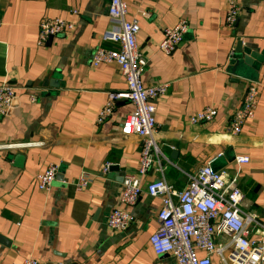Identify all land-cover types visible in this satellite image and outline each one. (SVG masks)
<instances>
[{
	"label": "crops",
	"instance_id": "obj_1",
	"mask_svg": "<svg viewBox=\"0 0 264 264\" xmlns=\"http://www.w3.org/2000/svg\"><path fill=\"white\" fill-rule=\"evenodd\" d=\"M127 18L139 25L138 48L147 59L144 85L168 84L154 101L155 139L161 171L152 166L145 182L163 173L182 189L208 160L236 178L242 207L264 206V0H240L234 29L224 25V0H125ZM108 0H0V82L14 86L13 105L0 117V264L32 257L38 264H176L171 254L156 255L149 245L157 229L160 199L145 190L132 206L119 201L122 178L137 170L141 138L121 133L133 108L117 100L111 115L95 122L107 92L126 84L114 64L92 66L97 46L117 48L103 38L113 27ZM73 10L78 15L72 14ZM44 17L75 19L74 28L37 45ZM185 19L188 29L170 53L157 48L162 29ZM262 55L240 73L236 43ZM250 83L259 91L253 119L238 134L228 122ZM34 96V100L30 96ZM210 106L208 123L190 117ZM176 154L172 156V151ZM248 156L237 163L236 156ZM53 163L57 173L48 192L37 175ZM105 163L117 166L101 173ZM85 173L89 183L73 182ZM124 207L131 216L123 231L106 226L108 214Z\"/></svg>",
	"mask_w": 264,
	"mask_h": 264
},
{
	"label": "built area",
	"instance_id": "obj_2",
	"mask_svg": "<svg viewBox=\"0 0 264 264\" xmlns=\"http://www.w3.org/2000/svg\"><path fill=\"white\" fill-rule=\"evenodd\" d=\"M240 0H224V25L232 28L240 13ZM125 0H108L107 17L113 25L103 38L117 44V48L97 46L90 58L92 66L114 64L122 74L126 89L107 92L104 105L98 110L95 122L102 123L113 110L117 100L126 99L133 108L121 122V133L136 134L141 138L137 170L122 178L119 201L123 206L134 205L143 190L149 196L160 199L157 212V229L149 237L153 253L171 254L176 264H264V206L257 212L245 211L241 205L243 194L236 178L228 179L227 171L216 170L212 163L222 155L219 152L193 175L182 189L170 184L163 173L145 182L147 171L155 166L161 171V152L156 143L154 101L165 94L166 83L144 85L141 76L147 59L137 44L138 21L127 18ZM72 14L77 16L78 11ZM75 19L44 17L38 24L37 45L47 38L70 32ZM188 29L185 19L173 27L162 29L157 48L170 54L181 42ZM258 87L250 83L241 103L232 112L228 122L231 134L242 131L243 125L253 119L258 102ZM15 96L14 86L7 80L0 82V117L7 114ZM34 100V96H30ZM216 110L207 106L190 117L191 123H208ZM237 163H247L248 156H236ZM110 163L101 167V173L109 171ZM58 166L50 163L37 175V188L48 192ZM89 183L87 174H80L73 182L76 189H84ZM131 216L124 207L114 208L106 218V226L112 231H123L130 224ZM11 264H38L32 257Z\"/></svg>",
	"mask_w": 264,
	"mask_h": 264
},
{
	"label": "water",
	"instance_id": "obj_3",
	"mask_svg": "<svg viewBox=\"0 0 264 264\" xmlns=\"http://www.w3.org/2000/svg\"><path fill=\"white\" fill-rule=\"evenodd\" d=\"M236 25H237V19L233 25L234 29ZM241 44H242L241 41H238L236 43V53H237V56H239V57H236L237 59L235 60L236 68L240 73L244 75H247V74L251 75L248 73L247 66H251V68H255L257 66L256 62L261 60L262 55H257L254 51H251L248 48H242ZM13 101H12V105H13ZM175 154H176V151L173 150L172 156H174ZM109 169H117V166H110Z\"/></svg>",
	"mask_w": 264,
	"mask_h": 264
}]
</instances>
